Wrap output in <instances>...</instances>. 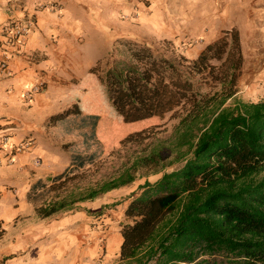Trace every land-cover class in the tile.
<instances>
[{"label":"trees","instance_id":"trees-1","mask_svg":"<svg viewBox=\"0 0 264 264\" xmlns=\"http://www.w3.org/2000/svg\"><path fill=\"white\" fill-rule=\"evenodd\" d=\"M241 66L233 32L230 41L222 36L191 60L117 39L88 76L97 77L120 119L138 121L178 107L184 113L165 136L154 128L129 134L124 145L139 150L115 174L56 194L37 214L72 209L169 160L181 165L144 181L125 208L133 218L122 229L125 264H264V100L237 97ZM76 105L51 116L78 114ZM74 158L84 164L78 154ZM61 174L51 187L62 186Z\"/></svg>","mask_w":264,"mask_h":264},{"label":"crops","instance_id":"crops-1","mask_svg":"<svg viewBox=\"0 0 264 264\" xmlns=\"http://www.w3.org/2000/svg\"><path fill=\"white\" fill-rule=\"evenodd\" d=\"M132 13L134 38L178 39L190 57L233 32L241 67L253 70L249 80L242 72V81L252 82L249 97L264 89L255 85L264 84V0H0V24L26 16L34 21L9 60L11 74L0 76V137L7 134L11 144L34 139L31 150L16 153L11 163L0 149V264H94L92 259L101 255L99 233L91 234L84 210L100 202L82 201L77 203L82 210L41 217L34 196L72 162L61 149L59 122L51 123L50 116L59 112L72 81L88 77L112 41L129 36L121 16ZM31 85L39 89L28 101L23 92ZM91 238L96 241L90 243ZM122 240L118 233L109 235V255Z\"/></svg>","mask_w":264,"mask_h":264},{"label":"rangeland","instance_id":"rangeland-1","mask_svg":"<svg viewBox=\"0 0 264 264\" xmlns=\"http://www.w3.org/2000/svg\"><path fill=\"white\" fill-rule=\"evenodd\" d=\"M121 20L125 23L123 30L129 36H120L113 40L101 59L106 57L117 39L145 43L167 56L178 54L184 56L188 60L196 57H190L188 51L180 44L178 39H162L147 34H140L139 38H134V13L122 14ZM222 35L224 36L225 34ZM226 36L230 41L231 35L227 34ZM242 72L245 73V77L248 80L253 74L251 67H241L237 83V92L239 90L243 91L241 94L236 92L237 97L249 101H251L250 98H253V100H264V89L261 90V93L257 91L256 97L258 98L249 97L248 87L252 85V82L248 80L242 81ZM94 79L88 76V79L86 77L82 80L72 81L71 89L67 97L61 101L59 112L73 103H77L76 106L79 107L80 113L69 114L65 118L57 121H55V118L53 119L52 116L50 117L51 123L55 124L59 122L57 128H59L58 130L61 133V149L71 156L72 162L62 173L63 177L60 180V182H62L64 179L61 184L62 186L55 188L53 185V187H51V184H53L52 179L44 183L42 190L38 193L35 192L34 201L40 203V205L45 204L46 201L50 200L56 194H64L70 189L75 188V186L82 188L96 180L112 176L118 171L127 158L139 150V146L135 143H127L124 145L123 141L129 134L143 129L154 128L155 131L159 132V136H165L171 132L184 113V109L178 107L162 116H152L138 121L124 122L111 107L95 75ZM255 85H257L258 88H261V85L264 86L262 83ZM77 94L81 96L78 95L79 98H75L74 95ZM242 94L246 98L243 97ZM247 96L249 97L248 99ZM77 154L79 158L84 160L82 166H78L75 161L74 156ZM179 165L181 164H170L169 160H167L158 170L141 169L133 182L105 192L94 200L83 201L91 206L96 202H100V207L84 209L90 219L89 225L91 234L94 232L99 233L98 242L101 248V255L95 256L92 259L94 264H125L124 260H122L119 255L120 249L109 255L107 249L109 235L114 232L122 236L123 227L133 223V218L126 217L125 208L132 195L134 193H139V186L146 180L150 182L154 181L160 177L164 171L171 170ZM54 182L55 185L58 183V181ZM138 182H140V184L136 186ZM45 184H47V186H45ZM80 207L82 210V206L76 203L72 209L73 211L80 210ZM89 241L90 243H94L96 240L91 238Z\"/></svg>","mask_w":264,"mask_h":264},{"label":"built area","instance_id":"built-area-1","mask_svg":"<svg viewBox=\"0 0 264 264\" xmlns=\"http://www.w3.org/2000/svg\"><path fill=\"white\" fill-rule=\"evenodd\" d=\"M42 7L54 8L55 5H43ZM32 16H26L22 21L13 18L0 24V76L11 74L9 60L20 51V46L24 38L29 34L33 27ZM39 89L38 85H31L25 89L23 96L26 100H31L33 94ZM34 145L33 138H26L17 144L9 142V136L3 134L0 137V149L5 150L6 161H14V155L18 152L30 151ZM38 163V160L35 161ZM3 229V222L0 219V232Z\"/></svg>","mask_w":264,"mask_h":264}]
</instances>
